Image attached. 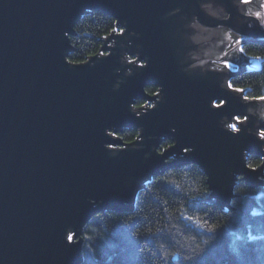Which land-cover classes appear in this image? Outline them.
<instances>
[{
	"label": "water",
	"instance_id": "water-1",
	"mask_svg": "<svg viewBox=\"0 0 264 264\" xmlns=\"http://www.w3.org/2000/svg\"><path fill=\"white\" fill-rule=\"evenodd\" d=\"M241 3L0 0V264H83L95 216L132 213L146 181L183 165L204 170L225 208L239 178L264 185V164H248L264 158V102L230 88L224 63L249 66L239 48L264 42V15ZM92 12L124 32L69 64ZM125 130L138 139L124 142Z\"/></svg>",
	"mask_w": 264,
	"mask_h": 264
},
{
	"label": "trees",
	"instance_id": "trees-1",
	"mask_svg": "<svg viewBox=\"0 0 264 264\" xmlns=\"http://www.w3.org/2000/svg\"><path fill=\"white\" fill-rule=\"evenodd\" d=\"M118 22L102 12L84 15L71 37L74 52L69 60L80 64L101 53ZM241 60L257 58L261 66L232 72L229 84L263 107L264 42L247 43ZM151 95L157 87L147 88ZM140 101L138 106L145 105ZM138 130L119 136L126 143L139 137ZM173 144L168 140L161 150ZM248 164L259 168L261 156H250ZM211 189L204 170L183 165L152 177L138 191L132 213L106 211L85 227L83 264H264V185L252 188L243 178L235 187L228 207L210 199ZM194 220H188L187 217ZM198 223L200 226H198Z\"/></svg>",
	"mask_w": 264,
	"mask_h": 264
},
{
	"label": "snow or ice",
	"instance_id": "snow-or-ice-1",
	"mask_svg": "<svg viewBox=\"0 0 264 264\" xmlns=\"http://www.w3.org/2000/svg\"><path fill=\"white\" fill-rule=\"evenodd\" d=\"M241 2L244 3V4H249L251 2V0H241ZM261 7H264V3L261 4ZM255 16H256L257 19H260L261 18V13L260 12H257V13H255ZM111 31H112V33H116L117 35H119V34H122L124 32V29L123 28H120V29L112 28ZM240 51L243 53L244 52V49L241 48ZM68 63L69 64H74V63H77V62L72 61V60H68ZM141 67H143V65H141ZM229 67H230V65H229ZM229 87L231 88L233 86L231 84H229ZM233 90L236 91V92H238V93H242L244 91V89H241V88H233ZM248 99H250V98L249 97H245V100H248ZM259 99H264V97H260ZM215 107H221V105L220 104H217V105H215ZM237 119H239V118H237ZM242 122L243 121H241V123ZM230 128L232 129L233 132H239L240 131V129L237 127L236 124H231L230 125ZM260 138L262 140H264V131H261L260 132ZM109 147H112V145H109ZM183 150L185 152H188L189 151L188 148H184ZM249 167H252V166L250 165ZM187 219L188 220H194V218L191 217V216L187 217ZM198 226H200L199 223H198ZM74 235H75L74 233L67 235V241L69 243L73 242Z\"/></svg>",
	"mask_w": 264,
	"mask_h": 264
},
{
	"label": "rangeland",
	"instance_id": "rangeland-1",
	"mask_svg": "<svg viewBox=\"0 0 264 264\" xmlns=\"http://www.w3.org/2000/svg\"><path fill=\"white\" fill-rule=\"evenodd\" d=\"M253 1H254L253 3H249L247 5V8L250 7L251 9H247V12L245 14L249 15L251 17H254L255 13L260 12L261 15H264V7H261V4L264 3V0H253ZM241 48H239V51H240ZM253 59L254 60H248V65L249 66H247L246 68H252V67L261 66V60L260 59H257V58H253ZM224 63L226 64V66L228 67L229 70L234 71L236 69V66H235L236 64H231L229 62H224ZM229 65H230V67H229Z\"/></svg>",
	"mask_w": 264,
	"mask_h": 264
},
{
	"label": "flooded vegetation",
	"instance_id": "flooded-vegetation-1",
	"mask_svg": "<svg viewBox=\"0 0 264 264\" xmlns=\"http://www.w3.org/2000/svg\"><path fill=\"white\" fill-rule=\"evenodd\" d=\"M241 4L243 5L244 3H241ZM242 9H244V8H242ZM221 39H222V38H221ZM232 39H233V38L231 37L230 40H232ZM225 44H226V43L223 41V42H222V46L225 45ZM235 66H237V65H235ZM230 71H232V70H230Z\"/></svg>",
	"mask_w": 264,
	"mask_h": 264
}]
</instances>
